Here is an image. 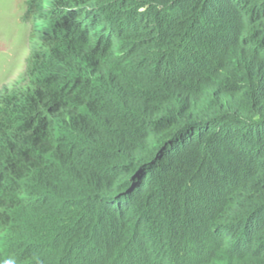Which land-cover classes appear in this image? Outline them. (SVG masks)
<instances>
[{"label": "trees", "instance_id": "1", "mask_svg": "<svg viewBox=\"0 0 264 264\" xmlns=\"http://www.w3.org/2000/svg\"><path fill=\"white\" fill-rule=\"evenodd\" d=\"M0 95V264H264V0L32 2Z\"/></svg>", "mask_w": 264, "mask_h": 264}, {"label": "clouds", "instance_id": "2", "mask_svg": "<svg viewBox=\"0 0 264 264\" xmlns=\"http://www.w3.org/2000/svg\"><path fill=\"white\" fill-rule=\"evenodd\" d=\"M29 0H0V84H10L24 67L30 29L23 23ZM3 264H16L6 259Z\"/></svg>", "mask_w": 264, "mask_h": 264}, {"label": "rangeland", "instance_id": "3", "mask_svg": "<svg viewBox=\"0 0 264 264\" xmlns=\"http://www.w3.org/2000/svg\"><path fill=\"white\" fill-rule=\"evenodd\" d=\"M42 0H29L28 6H27V12L24 15L23 23L27 24L30 29V41L28 43V54L26 56V59L24 61V67L21 73L18 74V77L14 79V81L10 84H0V95L5 93H10L14 90L23 89L26 84L28 83L30 77H29V71L30 67L33 66L34 60L33 56L34 53H36L40 47L39 45V39H37L36 35H40L45 31L50 24H48L47 19H39L35 23H32V19L29 13V6L32 2H41ZM45 1V0H43Z\"/></svg>", "mask_w": 264, "mask_h": 264}]
</instances>
